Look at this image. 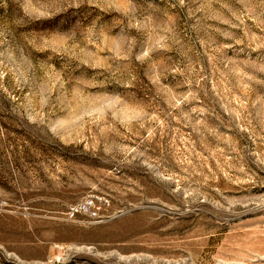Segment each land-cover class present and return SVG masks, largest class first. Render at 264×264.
<instances>
[{"label":"rangeland","instance_id":"374dc122","mask_svg":"<svg viewBox=\"0 0 264 264\" xmlns=\"http://www.w3.org/2000/svg\"><path fill=\"white\" fill-rule=\"evenodd\" d=\"M0 264H264V0H0Z\"/></svg>","mask_w":264,"mask_h":264},{"label":"built area","instance_id":"2783aa9c","mask_svg":"<svg viewBox=\"0 0 264 264\" xmlns=\"http://www.w3.org/2000/svg\"><path fill=\"white\" fill-rule=\"evenodd\" d=\"M78 208L88 213L92 217H95L98 215L97 211L95 210V201L93 199H87L86 201L82 202L78 206Z\"/></svg>","mask_w":264,"mask_h":264}]
</instances>
